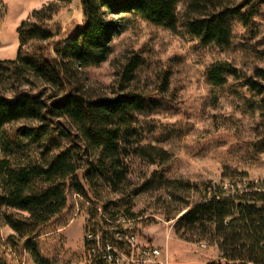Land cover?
Here are the masks:
<instances>
[{"label": "trees", "instance_id": "1", "mask_svg": "<svg viewBox=\"0 0 264 264\" xmlns=\"http://www.w3.org/2000/svg\"><path fill=\"white\" fill-rule=\"evenodd\" d=\"M180 1L81 0L83 22L63 33L51 21L58 5L72 0H52L21 24L16 59L0 61V219L13 232L6 246L14 252L22 249L38 260L36 242L74 196L82 208L88 206L86 234H103L121 229V220L140 219L130 200L131 157L158 168L171 160L163 149L141 146L147 133L140 113L154 102L151 94L134 86L142 58L137 53L126 56L104 94L89 89L86 70L108 60L119 26L115 16L131 15L174 33ZM207 2V14L193 13L186 22L202 47H227L232 21L247 28L264 8V0H244L233 8ZM206 77L214 86H229L249 107L264 108V70L247 76L229 62L216 61ZM167 82L164 77L158 97L165 96ZM253 146L257 153L264 138ZM198 193L177 216L167 217L177 219L175 235L187 243L216 246L218 264H264V181L242 177L221 185L208 183ZM111 195L121 198L104 199ZM168 197L177 199L174 192ZM88 245L86 240L89 252ZM89 264L106 263L98 257Z\"/></svg>", "mask_w": 264, "mask_h": 264}, {"label": "rangeland", "instance_id": "2", "mask_svg": "<svg viewBox=\"0 0 264 264\" xmlns=\"http://www.w3.org/2000/svg\"><path fill=\"white\" fill-rule=\"evenodd\" d=\"M207 1L181 0L177 7L179 28L174 33L131 15L115 16L119 26L108 60L86 70L89 89L104 94L114 84L117 67L126 56L137 53L142 58L134 86L151 94L154 102L140 113L147 133L141 146L163 149L170 153L171 160L158 168L131 157L130 200L135 204L134 212L140 215L135 223L138 244L160 248L169 264L219 263L216 246L180 240L173 231L177 219H167L177 216L184 203L196 201L200 197L198 188L208 183L240 181L242 177L264 181V147L255 153L253 146L264 138V108L249 107L229 86H214L206 77L207 68L216 61L229 62L247 76H253L256 69L264 70V8L247 28L237 19L232 21L233 37L227 47H202L187 31L186 22L193 13L207 14ZM243 1L212 0L223 8L236 7ZM258 1L253 0V4ZM51 2L0 0V61L16 59L21 24L30 22L34 11ZM193 4L200 5L199 9ZM83 19L81 0H72L58 5L51 25L68 33ZM164 77L167 90L160 98L157 95ZM156 171L162 175L154 176ZM142 187L143 192L135 195L134 191ZM173 192L177 199L170 201L168 196ZM104 197L118 201L121 195ZM87 207L82 208L81 201L71 197L68 209L36 242L38 260L22 249L16 253L6 246L13 232L0 219V264H89L84 230ZM3 208L0 203V214ZM112 208L110 204L109 210Z\"/></svg>", "mask_w": 264, "mask_h": 264}, {"label": "built area", "instance_id": "3", "mask_svg": "<svg viewBox=\"0 0 264 264\" xmlns=\"http://www.w3.org/2000/svg\"><path fill=\"white\" fill-rule=\"evenodd\" d=\"M120 224L121 229L87 234L90 259L100 257L106 264H169L160 248L138 244L134 221L121 220Z\"/></svg>", "mask_w": 264, "mask_h": 264}]
</instances>
